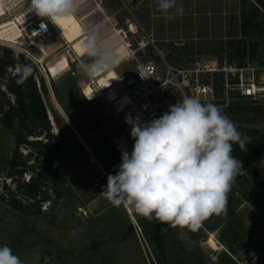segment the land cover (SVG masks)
<instances>
[{
    "label": "rangeland",
    "instance_id": "obj_1",
    "mask_svg": "<svg viewBox=\"0 0 264 264\" xmlns=\"http://www.w3.org/2000/svg\"><path fill=\"white\" fill-rule=\"evenodd\" d=\"M98 1L114 26L126 32L140 62L151 61L160 67L162 56L173 69L191 70L195 62L204 66L216 61L222 67L227 61L234 74H229L233 89L228 93L225 88L219 91L214 84L215 79L224 80L225 74L199 76V83L214 90V97L208 102L218 103L222 111L229 103L237 104L240 109H233L227 116L239 131L264 130V33L258 35L256 56L247 57L244 67L237 68L239 57L233 56L227 45L242 37V0H177L184 11L174 19L157 11L156 0ZM243 1L246 5L251 3ZM12 16L0 19V23ZM252 32L256 34L255 30ZM87 38L86 34L79 35L72 41L71 49L64 45L66 48L48 51L43 60L45 72L40 76L48 91L43 99L53 133L63 131L65 144L49 163L60 176V197L48 189L51 200L41 205V215H23L1 201L4 185L14 188L6 179L14 138L0 126V246H9L23 264H264V191L243 172L227 194L225 210L202 221L196 230L150 221L132 208L114 207L100 195L106 178L102 187H93L95 174L101 171L96 165L90 166L88 152L79 137L85 144L87 138L104 129L109 117L101 98L89 102L82 96L80 81L88 79L78 61L69 59L80 57L89 65L95 62L83 50ZM134 65L131 59L124 61L118 74L133 72ZM240 76L245 82L252 80L260 89L256 99L236 96L235 83ZM252 105L263 112L250 113ZM120 163L118 155L99 165L108 177L116 173ZM260 166L264 177V162ZM28 178L26 174L24 179ZM140 221L147 228L143 229ZM153 230L162 234L163 253L150 240Z\"/></svg>",
    "mask_w": 264,
    "mask_h": 264
},
{
    "label": "clouds",
    "instance_id": "obj_2",
    "mask_svg": "<svg viewBox=\"0 0 264 264\" xmlns=\"http://www.w3.org/2000/svg\"><path fill=\"white\" fill-rule=\"evenodd\" d=\"M157 11L167 19L183 14L177 0H156ZM79 0H30L28 12L47 18L55 25L74 16ZM83 50L95 62L81 65L88 76L117 63L115 52L88 36ZM19 57L21 51L16 50ZM18 85L33 74L29 64L17 68ZM110 86V85H109ZM108 86V87H109ZM88 100L93 95L86 96ZM134 140L131 153L121 154L115 174H109L100 192L114 207L132 208L148 219L173 227L196 230L208 217L225 210L227 194L243 163L232 153L233 145L246 151L248 137L220 107L184 96L160 117L141 123L126 117ZM0 264H23L7 246H0Z\"/></svg>",
    "mask_w": 264,
    "mask_h": 264
},
{
    "label": "trees",
    "instance_id": "obj_3",
    "mask_svg": "<svg viewBox=\"0 0 264 264\" xmlns=\"http://www.w3.org/2000/svg\"><path fill=\"white\" fill-rule=\"evenodd\" d=\"M240 12L241 38L230 40L227 45L232 48V55L239 57L238 67H244V60L254 58L258 52L259 34L264 33V0H251ZM255 30L256 34L252 31ZM222 50V47H219ZM16 50L0 47V126L9 131L14 138V145L8 161L6 179L13 189L4 185L5 195L1 201L13 211L23 215H41L40 207L50 202L52 189L55 196L60 197L58 180L60 176L52 163L65 144V134L60 131L55 135L48 116L43 96L47 95V87L36 66L24 55H15ZM226 63H228L226 61ZM21 64H29L33 74L23 85H18L17 68ZM214 84L219 91L224 89L223 78L215 79ZM242 97L239 93L236 94ZM213 103V102H211ZM255 103V102H253ZM218 105V103H213ZM233 109H240L237 104L229 103L224 114ZM252 114L259 115L263 111L257 105L250 106ZM239 130V129H238ZM249 139L246 151L233 145V155L242 161L241 172L253 178L264 191V177L261 163L264 162V130L249 128L240 131ZM21 149L25 150L23 154ZM29 175L27 180L25 175ZM239 175L236 176V178ZM143 229L147 228L141 222ZM151 241L163 253L162 234L153 230Z\"/></svg>",
    "mask_w": 264,
    "mask_h": 264
},
{
    "label": "built area",
    "instance_id": "obj_4",
    "mask_svg": "<svg viewBox=\"0 0 264 264\" xmlns=\"http://www.w3.org/2000/svg\"><path fill=\"white\" fill-rule=\"evenodd\" d=\"M25 1L0 0V19L10 18L13 14L12 19L0 23V27L11 23V25L5 26V29L1 28L0 45L14 50L19 49L21 54L27 57L42 74L45 72L43 60L48 56L47 41L58 32L47 18H41L37 15L32 18L25 17L28 13L30 0ZM24 2L25 4H23ZM118 33L121 42L129 50L127 57L135 62L134 71L117 75L116 80L103 92L99 91L94 78L84 72L88 80L86 82L80 81V93L85 98V90L89 86L95 95V99L101 98L103 100L105 113L109 117L103 131L120 156L124 151L131 153L134 144L130 135L131 125L125 123L126 117H139L141 123L150 122L160 117L171 105L180 101L184 96H197L202 102L212 100L214 97L213 88L199 83V76L202 73L219 72L225 74L223 80L225 93L233 89L229 84V74L233 73L226 61L222 67H219L216 61H210L204 66L195 62V67L191 70L173 69L161 56L163 66L159 67L151 61L140 62L135 52L131 50L126 32L118 30ZM149 42L153 43V40L149 39ZM69 59L78 61L80 66L86 64L80 57L73 59L69 56ZM235 85L237 92L244 98L256 99L258 96L260 89L252 80L245 82L240 76ZM111 89L116 93L113 100L108 99L106 94V91ZM124 97H126V101L121 106L120 100ZM85 99L87 100V98ZM110 126L117 130L115 137H110L107 133V128ZM87 152L90 166L96 165L101 171L95 174L97 178L93 183L94 188H100L102 187V180L107 179V175L101 169L93 153L90 150Z\"/></svg>",
    "mask_w": 264,
    "mask_h": 264
},
{
    "label": "crops",
    "instance_id": "obj_5",
    "mask_svg": "<svg viewBox=\"0 0 264 264\" xmlns=\"http://www.w3.org/2000/svg\"><path fill=\"white\" fill-rule=\"evenodd\" d=\"M74 16L79 20L84 33L88 36L95 33L98 42L103 46L110 49L117 43H121L118 33L119 29L114 26L113 22L111 21V17L106 14L103 6L98 0H79V5ZM46 45L47 51L49 52L55 51L62 47L69 48V44L60 34H53L47 41ZM64 45L66 47H64ZM127 52H129L128 49ZM128 58L129 57L126 56L122 61L112 66L117 75L120 74L119 70L123 66H121V64L124 61L131 59ZM123 74L124 73L121 75Z\"/></svg>",
    "mask_w": 264,
    "mask_h": 264
},
{
    "label": "bare ground",
    "instance_id": "obj_6",
    "mask_svg": "<svg viewBox=\"0 0 264 264\" xmlns=\"http://www.w3.org/2000/svg\"><path fill=\"white\" fill-rule=\"evenodd\" d=\"M75 16H73L70 19H67V20H64V21L58 23V25L53 24L55 26V28L57 29L58 34H60L64 38V40L69 44L70 49H71V45L73 43L72 41L74 40V38L77 36L79 37V35L85 34L79 20ZM25 17H29V18L36 17V14L34 12H28ZM18 20H19V18H18ZM8 25H11V23H9L5 26H8ZM5 26H2L3 28L0 27V30H1V28L5 29ZM70 35H72V36L74 35V36L69 37ZM111 50H113L115 52L116 56L118 57L117 63L122 61L123 58H125L128 55L127 49L123 43L117 44ZM91 77L94 78L95 82L97 83L99 91L103 92L104 90H107L110 87L109 85H111L116 80L117 74L114 71V69L111 67L109 69H106L103 72H98L94 76H91ZM85 93H86V96L93 95V98L91 100L87 99V101L91 102V101L95 100V95H94V93L91 92V88L89 86L86 87ZM106 94L108 95V99H111V100L115 99V97H116V93L112 89L109 91H106ZM124 101H126V97H124L120 100L121 106L124 104ZM79 139H80V142L84 145L85 149L87 151H89V149L85 146L82 138L79 137Z\"/></svg>",
    "mask_w": 264,
    "mask_h": 264
},
{
    "label": "water",
    "instance_id": "obj_7",
    "mask_svg": "<svg viewBox=\"0 0 264 264\" xmlns=\"http://www.w3.org/2000/svg\"><path fill=\"white\" fill-rule=\"evenodd\" d=\"M107 133L110 137H115L117 135V130L113 126H110L107 128ZM85 145L101 165L107 164L110 160L118 156L116 149L111 144L103 130H100L92 137L87 138Z\"/></svg>",
    "mask_w": 264,
    "mask_h": 264
}]
</instances>
